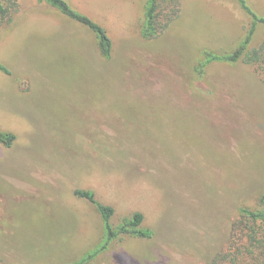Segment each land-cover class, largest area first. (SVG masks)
<instances>
[{
	"label": "rangeland",
	"instance_id": "1",
	"mask_svg": "<svg viewBox=\"0 0 264 264\" xmlns=\"http://www.w3.org/2000/svg\"><path fill=\"white\" fill-rule=\"evenodd\" d=\"M113 41L39 0L0 24V252L8 264H70L104 239L74 191L143 213L152 239L113 241L96 264H264V227L241 219L264 194V73L223 56L249 18L235 0H180L179 18L146 41L147 0H67ZM257 13L264 0H247ZM169 0L160 8L166 9ZM264 41L260 25L249 49Z\"/></svg>",
	"mask_w": 264,
	"mask_h": 264
},
{
	"label": "trees",
	"instance_id": "2",
	"mask_svg": "<svg viewBox=\"0 0 264 264\" xmlns=\"http://www.w3.org/2000/svg\"><path fill=\"white\" fill-rule=\"evenodd\" d=\"M18 0H0V24L13 20V14L17 11ZM44 2L52 9L58 11L67 19L81 25L89 30L95 38L96 45L106 61L111 60L113 55V41L107 30L82 12L76 10L67 0H39ZM163 0H147L145 13L140 26L142 38L146 41H152L162 35L170 25L175 22L181 13V1L169 0L166 9L160 8ZM241 9L249 18V24L244 38L238 46L223 56H216L211 51H204L205 63L199 69L203 74L204 68L211 63L224 62L227 64H236L240 61L246 64L256 66L264 73V41L257 48L249 49L254 35L260 25L264 26V17H260L247 3L246 0H237ZM0 71L5 74H11L10 70L0 61ZM17 136L11 131L0 130V145L6 148H13L16 144ZM74 195L82 200H86L98 211L103 224L105 235L101 244L92 251L83 255L70 264H96L98 256L105 252L109 245L115 240H123L127 237L136 239L150 240L154 236L151 229L144 226L145 217L141 212H135L132 216L125 218L118 226H113L112 219L115 216V209L97 199L94 191L88 189H77ZM240 217L247 222L260 223L264 227V194L259 200V208L256 210L241 208ZM264 257V251L262 252ZM0 264H8L5 254L0 252Z\"/></svg>",
	"mask_w": 264,
	"mask_h": 264
},
{
	"label": "crops",
	"instance_id": "3",
	"mask_svg": "<svg viewBox=\"0 0 264 264\" xmlns=\"http://www.w3.org/2000/svg\"><path fill=\"white\" fill-rule=\"evenodd\" d=\"M236 1V4H237V8H239V10H241L243 13H244V11L241 9V7H240V5H239V3L237 2V0H235ZM247 1V0H246ZM247 3H248V1H247ZM249 4V3H248ZM249 6L254 10V8L251 6V4H249ZM255 11V10H254ZM256 12V11H255ZM257 13V12H256ZM245 14V13H244ZM260 17H264V12H261L260 14L259 13H257ZM246 15V14H245ZM258 30V29H257Z\"/></svg>",
	"mask_w": 264,
	"mask_h": 264
}]
</instances>
